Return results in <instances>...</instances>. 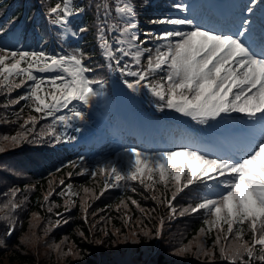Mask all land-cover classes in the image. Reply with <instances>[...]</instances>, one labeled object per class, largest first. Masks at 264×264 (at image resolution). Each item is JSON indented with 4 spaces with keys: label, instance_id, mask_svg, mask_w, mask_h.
<instances>
[{
    "label": "snow or ice",
    "instance_id": "obj_1",
    "mask_svg": "<svg viewBox=\"0 0 264 264\" xmlns=\"http://www.w3.org/2000/svg\"><path fill=\"white\" fill-rule=\"evenodd\" d=\"M258 2L252 0L251 5H245L240 10L238 31L234 34H221L193 26V20L187 18L164 17L150 22L175 27L159 34L145 33L144 39L137 32L139 24L133 0H101L95 5L97 13L102 15L96 37L101 55L110 72L134 78L123 80L127 89L133 93L144 89L159 102L157 106L160 110H173L197 124L204 125L231 113H240L249 120L261 123L259 138L249 141L239 160L212 158L187 147L157 153L128 148L125 150L126 169L107 163L91 173L93 178L98 174L104 177L105 190L128 181L138 182L146 190H152L156 184H162L166 190L171 187L170 199L161 200L157 195L151 197L166 204L170 216L177 214L173 201L185 189L202 184L211 190L209 182H215L216 189H224L222 193L214 198L205 197L194 207L179 211V215L184 216L203 210L209 217L203 220L207 227L199 229L196 252L193 253L207 258L208 264H215L217 257L214 249L217 248L219 259L227 264H264V51L258 54L246 39H242L250 32L252 24L243 16V11L246 9L252 14ZM172 7L180 11L188 10V6L181 3ZM85 12L86 7L79 5L77 0H58L47 9L46 17L51 25L69 32L72 18ZM179 26L193 27L184 31ZM5 31L0 26V34ZM261 41L264 43V29ZM149 42H154L152 47L147 46ZM88 59V54L80 48L50 54L43 50L0 47V90L11 94L22 87L27 88L24 94L8 100L4 107L24 101L25 107L31 109L26 118L21 116L24 108L16 113L17 120L22 119V123H19L15 134L0 137V153L24 143L40 142L46 137L59 141L63 134L57 132V123L70 128L73 121L85 120V112L77 105L91 107L93 101L102 95L100 89L104 86L102 78L89 75L95 69L85 63ZM97 85L99 88L95 87ZM64 110L67 114L56 115ZM49 117L53 118L52 123L37 131L39 122ZM76 131L80 129L76 128ZM72 188L68 184L66 191L60 194L78 195ZM19 191L18 188L12 189L11 198L3 204V220L11 222L12 213L21 208L23 201L15 199ZM83 191L88 193L89 189L84 188ZM52 194L50 191L44 200L48 201ZM131 202L139 207L136 200ZM74 204L72 199L65 201L66 206ZM121 204L127 208L126 203L121 201ZM82 206L86 212V201L82 202ZM47 211L51 213L53 207H48ZM33 219L39 221L36 214H33ZM124 219L127 224L131 218L125 216ZM55 224L59 225L60 220ZM163 225L161 218L157 237L162 234ZM141 231L145 237L151 235L147 230ZM213 231L216 234L212 247H206L199 237ZM118 232L119 229L116 230ZM13 233L14 228L9 226L5 234L11 236ZM248 233L250 239H245ZM80 235L83 237L84 233ZM104 235L108 233L104 232ZM136 235L132 233L133 238ZM132 242L139 241L133 239ZM95 243L100 244L101 241L96 240ZM0 245H5V241L0 240ZM73 247L63 252L60 244L54 245L62 256L80 257V252L73 251ZM189 253H192L191 243L176 250L178 256Z\"/></svg>",
    "mask_w": 264,
    "mask_h": 264
},
{
    "label": "trees",
    "instance_id": "obj_2",
    "mask_svg": "<svg viewBox=\"0 0 264 264\" xmlns=\"http://www.w3.org/2000/svg\"><path fill=\"white\" fill-rule=\"evenodd\" d=\"M56 2L58 0H0V26L6 30L4 34H0V47L13 50H43L50 54L80 48L90 57L85 63L95 69L94 72L89 73L90 76L108 80L113 75L118 79L117 82H120V78L116 75L118 72L108 70L98 47L97 25L102 15L97 13L95 5L101 0H77L79 5L86 7V12L72 18L69 32L51 25L46 17L47 9ZM133 3L136 6V19L139 24L137 32L141 39H144L145 33L159 34L167 29L150 21L160 18L165 13V9H169L168 7L174 10L172 5L177 2L133 0ZM81 28L87 31L80 32ZM139 28H142L143 33ZM73 32L76 33L75 36L72 35ZM14 34L18 35L19 41L6 45V40ZM26 91V87L14 90L11 94L0 90V137L15 134L18 130L22 119L18 121L16 113L21 108H24L21 114L23 118L31 112L29 107H25L24 101L15 106L4 107L8 100L17 98ZM81 108H87L89 113H94V109L90 107L81 105ZM31 114L36 115L34 112ZM56 115H60V112ZM52 119L49 117L41 120L37 125V131L51 124ZM101 121L102 124L105 123L103 118ZM56 127L57 132L63 134L59 141L53 137H46L40 142L24 143L0 153V240H4L6 245H0V264H59L57 261L62 257L74 259L72 256H62L61 252L52 248L41 250L38 244H33L34 236L37 240L45 236L51 242L49 246L60 244L66 251L74 246L73 251L80 252V257L75 259L76 264H208L207 258L193 254L196 252L193 245L199 236V229L205 227L203 210L185 214L191 216L182 219L184 222L180 223L185 225V231L176 234L168 243L167 249H161L159 243L163 235L156 236L160 224L157 227L154 224L151 226L152 223L159 222L158 218L146 225L141 223L146 216L144 207L155 203L146 201L140 197V194L149 198L157 195L161 200L170 199L173 189L170 187L166 190L162 184H156L152 190H146L140 184L122 188L111 187L105 190L104 177L98 174L93 178L91 175L98 167H94L93 162L88 161L93 157L87 155L86 151L93 154L91 150L94 148H90L83 139L77 141L76 132L73 135V142L65 143L68 141L65 138V128L60 125ZM100 135L105 138L108 136L109 139L112 137L105 131ZM61 181L64 183L61 184ZM74 182L80 185L78 195L60 194L66 191L68 184ZM16 188L21 191L17 193L15 199L17 202L23 201V204L20 209L12 213L11 222L3 220L2 217L5 215L2 210L3 204L11 198V190ZM84 188H88L89 192L85 193ZM50 191L53 194L48 201H45L44 196ZM207 192L209 191L205 185H193L182 194L185 197L182 209L194 207L201 202L204 193ZM121 194L125 196V200L121 198ZM92 196L96 198L92 199ZM68 199L74 200L75 204L66 206L65 201ZM133 199L137 201L139 207L132 204ZM84 201L88 205L86 212L82 206ZM121 201L127 204V208L121 204ZM174 206L179 209L181 204ZM48 207H53L51 213L47 211ZM33 214L39 217L38 222L34 221ZM125 216L131 218L127 224ZM57 220H60L59 225L55 224ZM65 220L67 223H64ZM163 220L161 231L177 223L174 216L169 214L163 217ZM9 226L14 228L11 236L5 234ZM117 229H119L118 233H116ZM141 229L149 231L151 235L145 237ZM81 232L84 233L83 237L80 235ZM104 232L108 235L105 236ZM133 232L137 234L135 238L132 236ZM215 234L213 231L199 238L204 240L206 247H212ZM133 239L139 242L134 243ZM245 239H250V233ZM96 240H100L101 243L96 244ZM189 243L192 244V253L184 256L176 255L178 248ZM40 246L43 247L41 243ZM160 250H167V254L160 255L158 253ZM214 251L218 254L215 264H227L219 259L218 248Z\"/></svg>",
    "mask_w": 264,
    "mask_h": 264
},
{
    "label": "rangeland",
    "instance_id": "obj_3",
    "mask_svg": "<svg viewBox=\"0 0 264 264\" xmlns=\"http://www.w3.org/2000/svg\"><path fill=\"white\" fill-rule=\"evenodd\" d=\"M183 1L185 3V5L187 4L185 2V0H180ZM224 4L227 3V0H222ZM252 2V0H251ZM210 3H216L214 0H210L208 4ZM207 4V5H208ZM217 4V3H216ZM213 4H211L212 6ZM189 6V14L187 15V13L184 15V18L189 19L190 16H193V26H200L203 27L201 24L204 23L205 20V14L206 11L201 12L197 17L195 15V7L196 5H187ZM200 7L202 8V6L200 5ZM210 6H208L209 8ZM169 9H165V13H163L160 18H164V17H168V16H172L171 14V8L168 7ZM264 9V0H259V2L254 6L253 8V13L249 14L248 13V19L250 21H252V24L250 26V32L251 33L253 30H255V28L259 25V23L264 20V14H261L260 11ZM177 10V9H174ZM179 12H181L180 10H178ZM169 14V15H168ZM229 11L228 9H225L224 12V16L228 15ZM158 18V19H160ZM173 18V17H172ZM225 23L223 22L221 25V28L225 27ZM163 28H167L168 30H170V25H162ZM193 26H180V30H184V31H189L191 30V28ZM174 27V26H171ZM205 30H213L216 31V29H210L207 26L204 27ZM139 31L141 33H143L142 28H139ZM221 34H224L223 32H218ZM248 33V34H249ZM246 34V36L248 35ZM261 34V33H260ZM18 37L17 35L14 36H10L8 43L12 44L16 41H18ZM150 46H153L154 42H149ZM32 49H36V48H32ZM117 77L120 78V82H117L118 79L114 78V76L112 75L110 79L108 80H104V86L102 89H100V91L102 92V95L97 97L94 101L92 106L90 107L91 109H94V113H89L87 108H81V105H77V107L84 111L85 114V120L84 121H73L72 124L73 126L70 128H65L63 125H60L59 123H57L56 126L60 125L63 126L66 130L65 132V138L66 141L65 143H69V142H73V135L75 133V139L77 141L83 139V141L86 142V144L90 147V148H94L91 150V152L93 154H90V151H86L87 155H91L93 157V159L88 160L93 162L94 167H98L100 165L103 164H107V163H115L120 167H123L126 169V161H127V155L125 153V150L128 148H124L121 144L119 146H115L113 144H109V141L106 139H103L100 135L101 132H103L102 127H100V123L99 121H101V118H106L108 116V114H111L112 119H116L119 122L125 123L127 125H129L130 127H132L134 130L141 132V131H145L148 127V124L150 125V121L152 120V118L156 115H160L157 118H155V129L157 130H162L164 129L168 124H175V128L178 129L179 131L183 132L185 135L188 134H197L199 136H205L207 133L205 131L206 130V124L201 125V124H197L195 121H192L191 118L189 117H184L179 113H176L173 110H169V109H164V110H160L158 108V101L152 97L149 93H147L146 90L142 89L140 92L138 93H133L131 90L127 89V87L123 84V80L124 79H128V80H133L134 78L132 77H122L120 76L119 73L116 74ZM31 83V82H30ZM97 88H99V86H95ZM76 102H74L75 104ZM140 104H142L144 107H140ZM87 107V106H86ZM89 108V107H88ZM106 111V112H105ZM108 113V114H107ZM63 114H67V110H64L62 112H60V115ZM222 117L224 118L223 123H225L226 121H229L230 123H232L237 117H243V114L240 113H231L228 115H222ZM220 117V118H222ZM214 121V124L217 127L220 126H224V125H218V119ZM244 119V125L247 127V131H245V133L247 134V136H252V134L254 132H258L259 134H261V123L258 122V120H249L247 117L243 118ZM210 122V121H209ZM240 123V120L238 119L236 124L238 125ZM191 126L193 127L194 131L191 132L188 130V127ZM109 127H111L112 129L115 128V126L109 125ZM213 127V125H212ZM76 128H79L80 131H76ZM151 128V126H150ZM152 129V128H151ZM83 131V132H81ZM134 133V132H133ZM260 136V135H259ZM258 136V138H259ZM119 138H121V136L119 135ZM125 139H127L126 137H122ZM213 140H217L220 137L218 136H212L211 137ZM224 140H228V138L222 137ZM188 139V138H186ZM119 140V139H118ZM131 142V147L129 148H136L137 150L145 151L144 146L142 145V143H137L135 142L133 139H130ZM133 142H135L136 144L133 145ZM186 142V141H185ZM191 142V140L188 139V144ZM184 144L183 141H180L178 143H174V144H169L167 147L168 148H172V150H176L178 148H182L180 146H182ZM97 146L95 148V146ZM190 148V147H188ZM149 150V149H148ZM169 150V151H172ZM152 150H149V152L147 153H151ZM153 153H157L155 151H152ZM210 155H214V154H210ZM215 157V156H214ZM71 185L73 186L72 191L74 192H78L80 191V187L78 183H71ZM140 184L138 182L133 183V181H128V182H121L120 186L118 187H128V186H139ZM224 191V189H220L217 190L216 192H214L211 197L209 198H214L216 195L222 193ZM140 197L144 198L146 201L148 202H154L155 204H153L152 206H148V207H144V210L146 212V216L144 217V219L141 221L142 224L146 225L147 223H151L154 219L158 218L159 222L157 223H152L151 226L154 224L155 227H157L160 224V219L163 217H166V215L169 214L170 210L168 209V207L166 206V204L164 203H160L157 200H153L147 196H144L143 194H140ZM121 198L123 200H125V196L123 194H121ZM132 201V200H131ZM199 201V200H198ZM174 204H181V207L179 209H177V214L174 215V218L177 220L176 224L173 225H169L170 228L165 230H162V240L159 243V246L161 249H167V245L168 243L171 242V240L173 239V237L176 234L179 233H183L185 231V225H181L180 223L184 222V218H189L191 216L189 215H184V216H180L179 215V211L182 210L183 205L185 204V197L182 196V193L179 194V196L177 197V199L175 201H173V205ZM149 211V212H147ZM151 212H153L151 214ZM203 220L207 217L206 213L203 211ZM118 222L120 223V219L118 220ZM131 225V224H130ZM207 227V226H205ZM40 243L43 247L40 246ZM50 240L48 238H46L45 236H43V238H39L37 240V238L34 236V245H37L41 248V250L46 249L48 250V248H52L53 250L57 251L54 246H49L50 244ZM195 247V245H193ZM61 251L66 252L65 249H63V247L61 246ZM59 251V252H61ZM158 253L160 255H166L167 254V250H160L158 251ZM216 257H218V254L216 253ZM75 259H64V257H62V259L58 260L57 262L59 264H76L75 263Z\"/></svg>",
    "mask_w": 264,
    "mask_h": 264
}]
</instances>
